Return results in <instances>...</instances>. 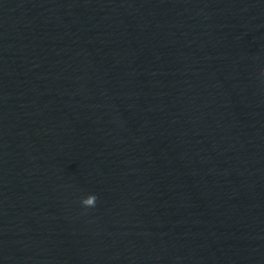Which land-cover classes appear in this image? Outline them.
Masks as SVG:
<instances>
[{
	"label": "water",
	"instance_id": "1",
	"mask_svg": "<svg viewBox=\"0 0 264 264\" xmlns=\"http://www.w3.org/2000/svg\"><path fill=\"white\" fill-rule=\"evenodd\" d=\"M0 264H264V0H0Z\"/></svg>",
	"mask_w": 264,
	"mask_h": 264
},
{
	"label": "clouds",
	"instance_id": "2",
	"mask_svg": "<svg viewBox=\"0 0 264 264\" xmlns=\"http://www.w3.org/2000/svg\"><path fill=\"white\" fill-rule=\"evenodd\" d=\"M97 197L95 195H89L87 198L81 200V205L84 208H92L95 206Z\"/></svg>",
	"mask_w": 264,
	"mask_h": 264
}]
</instances>
